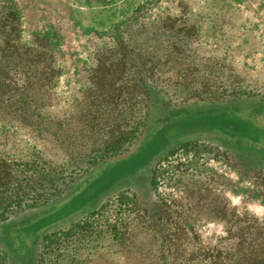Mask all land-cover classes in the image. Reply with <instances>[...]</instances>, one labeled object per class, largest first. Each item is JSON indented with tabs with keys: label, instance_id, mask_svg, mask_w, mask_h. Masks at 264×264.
Listing matches in <instances>:
<instances>
[{
	"label": "rangeland",
	"instance_id": "obj_1",
	"mask_svg": "<svg viewBox=\"0 0 264 264\" xmlns=\"http://www.w3.org/2000/svg\"><path fill=\"white\" fill-rule=\"evenodd\" d=\"M3 38L0 264H264V0H0Z\"/></svg>",
	"mask_w": 264,
	"mask_h": 264
},
{
	"label": "trees",
	"instance_id": "obj_2",
	"mask_svg": "<svg viewBox=\"0 0 264 264\" xmlns=\"http://www.w3.org/2000/svg\"><path fill=\"white\" fill-rule=\"evenodd\" d=\"M12 39L13 38H3V42H2L3 44H2V47L0 48L1 49L0 52H3L4 56H2V57H4L5 59H7L8 57H12L13 60L18 58L17 62L13 63L12 66L15 65L17 70H19L21 68V65H22L21 61H23V57H22V54L18 50V46L12 42ZM38 57H40V56L32 55L28 59V62H29L28 67L34 68V67L40 66V64L43 62H41V60H39L40 58H38ZM26 66H27V64H26ZM12 68L13 67H11V69ZM138 82H139V86H140L139 88H140L141 93H144L145 97H147V99H149L151 106L156 107L157 105H159L162 100L159 99V97H160L159 94L157 93V91L154 88H152V86L148 82L146 74L143 71H141L140 79ZM13 92H14V90L11 87V85L5 84V82H3L2 87H0V98L4 97V98L9 100V99H11V97H13ZM21 97H23V96H21ZM11 108H13V107L11 106ZM13 109H14V111L19 110V111H21V113L25 114V112H24L25 110H24L23 106H17L16 108H13ZM132 161H133V159L132 160L129 159V160L123 162L122 164L113 167L108 172L103 173L102 176H100L98 179L90 182L84 188L94 187L98 191L99 187L103 188L104 186H106L108 184V182H111L112 180L117 179L123 175L130 174V172L132 170ZM118 166L122 167V170H124V171L121 172V169L117 170L116 168ZM61 195L59 196V198L61 197ZM57 200H58V197L52 199L49 202H47L48 200H44L42 202L35 203V204L37 205V207H42V206L52 204V202H55ZM86 215H87V213H83L82 217L86 216ZM72 222L73 221H71L69 223H72ZM74 222H76V221L74 220ZM3 233H5V228L0 227V235ZM51 236H52L51 234L45 233L44 235H42L39 238V241L40 242L42 240L47 241L48 239H51L50 238ZM12 251H14V249H12ZM23 253H25L24 248L22 249V252L20 253V255L22 256L21 258H23L24 260L22 261V263L19 262L18 264H44V262L42 261L43 258L41 256V252H40V243L39 244L37 243V245L30 251V257H28V260H26L25 256L23 257ZM11 254L12 253H10L9 250H7V249H4L2 251V255L6 258L10 257Z\"/></svg>",
	"mask_w": 264,
	"mask_h": 264
}]
</instances>
